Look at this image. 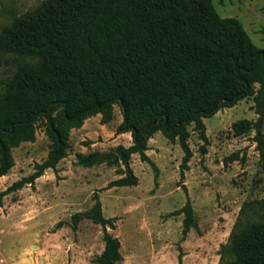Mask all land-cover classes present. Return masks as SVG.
Instances as JSON below:
<instances>
[{
	"label": "trees",
	"instance_id": "obj_1",
	"mask_svg": "<svg viewBox=\"0 0 264 264\" xmlns=\"http://www.w3.org/2000/svg\"><path fill=\"white\" fill-rule=\"evenodd\" d=\"M13 71L0 89V177L14 165L13 148L35 139L43 121L46 158L1 194L33 186L46 169L67 156L69 134L87 118L106 124L117 106V133L129 132L128 146L78 154L85 167L115 166L116 185L137 177L129 161H150L148 140L156 131L177 140L187 168L192 153L188 126L207 141L204 117L252 96L259 132L264 113V49L238 19L223 17L212 0H42L0 30V63ZM233 124L238 132L240 124ZM249 127V126H248ZM203 148V147H202ZM183 171V170H182ZM182 233L195 225L187 200ZM103 228V249L95 264H119V239L107 230L112 219L98 197L89 210L72 215ZM217 264H264V196L244 200Z\"/></svg>",
	"mask_w": 264,
	"mask_h": 264
},
{
	"label": "rangeland",
	"instance_id": "obj_2",
	"mask_svg": "<svg viewBox=\"0 0 264 264\" xmlns=\"http://www.w3.org/2000/svg\"><path fill=\"white\" fill-rule=\"evenodd\" d=\"M41 1L0 0V30ZM212 2L220 16L238 19L264 49V0ZM12 71V64L0 63V89ZM257 117L247 96L203 118L206 142L190 124L187 168L180 166L184 152L178 141L156 131L147 143L150 161L137 154L130 158L137 183L120 186L113 184L123 176L115 166L85 167L77 160L78 154L131 143L129 132L116 131L122 115L115 106L108 123L95 115L72 129L67 156L33 186L1 194L46 158L48 140L39 119L35 139L13 148L14 165L0 177V264H95L104 245L102 226L88 218L72 221L74 213L90 209L95 195L114 224L107 230L120 241L119 264H217L241 203L264 196V113L259 132ZM239 121L250 124L241 123L238 132L233 124ZM187 200L195 225L183 235L181 209Z\"/></svg>",
	"mask_w": 264,
	"mask_h": 264
},
{
	"label": "crops",
	"instance_id": "obj_3",
	"mask_svg": "<svg viewBox=\"0 0 264 264\" xmlns=\"http://www.w3.org/2000/svg\"><path fill=\"white\" fill-rule=\"evenodd\" d=\"M99 116V115H98ZM88 119V118H87Z\"/></svg>",
	"mask_w": 264,
	"mask_h": 264
}]
</instances>
